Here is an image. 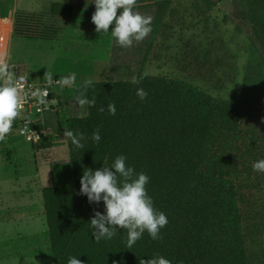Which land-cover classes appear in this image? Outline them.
Here are the masks:
<instances>
[{"label": "trees", "instance_id": "1", "mask_svg": "<svg viewBox=\"0 0 264 264\" xmlns=\"http://www.w3.org/2000/svg\"><path fill=\"white\" fill-rule=\"evenodd\" d=\"M72 10L56 3L51 14L68 18ZM41 27L38 20L13 22V32L28 39L40 36ZM133 79L110 76L92 82L85 92L89 99L95 97V105L87 107L86 116L68 119L67 130L85 138L80 148L67 139L73 183L43 191L53 264H67L70 256L83 264H139L157 255L172 264H245L233 183L198 172L215 100L184 82L139 72ZM138 87L148 93L143 101L135 94ZM109 103L116 106L115 115L108 113ZM18 121L16 117L12 129ZM94 130L101 135L99 142L91 140ZM118 155L149 177L147 193L168 220L159 239L145 232L130 248L123 229L111 239L94 240L89 221L103 212V203H89L79 194L84 169L108 166Z\"/></svg>", "mask_w": 264, "mask_h": 264}, {"label": "rangeland", "instance_id": "2", "mask_svg": "<svg viewBox=\"0 0 264 264\" xmlns=\"http://www.w3.org/2000/svg\"><path fill=\"white\" fill-rule=\"evenodd\" d=\"M223 1L157 0L134 9L152 17V31L130 47L118 46L113 38L110 76L116 81L130 80L144 70L149 76L187 83L215 100L198 172L233 183L245 264H264V172L252 169L253 162L264 159V0H230L229 10L221 6ZM54 2L67 1L18 0L15 7L14 0H0V17L13 16V22L38 20L42 23L38 37H47L65 23L48 17ZM67 4L85 8L75 0ZM89 38L97 40L95 54L103 55L100 42L104 36ZM30 43V39L12 32L8 43L11 62L24 51L34 54ZM3 76L0 71V83ZM58 84L69 86L61 81ZM70 92L73 101L52 106L55 112L68 109L63 111L69 113L68 118L58 125L66 145L63 133L68 119L84 117L76 98L86 96L84 87ZM40 123L31 126L41 130ZM3 156L1 150L0 158ZM55 171L58 186L73 183L70 160L68 170L60 165ZM26 263L51 264L43 260Z\"/></svg>", "mask_w": 264, "mask_h": 264}, {"label": "crops", "instance_id": "3", "mask_svg": "<svg viewBox=\"0 0 264 264\" xmlns=\"http://www.w3.org/2000/svg\"><path fill=\"white\" fill-rule=\"evenodd\" d=\"M17 1L14 0L15 7ZM65 1L69 3L73 0ZM75 1L85 8L80 10L76 4L58 3L72 6V14L68 18L52 15L51 7L56 3L50 4L48 17L65 20V23L55 34L30 39V44L35 47L34 54L24 51L19 57L15 55L17 61L11 62L7 46L5 62L0 63V71L4 72L2 82L5 79L12 82L22 74L31 81L53 77L64 82L61 78L74 73L75 79L69 86L57 84L49 88L55 103L65 104L74 100L70 92L72 89L79 90L81 87L82 90L83 80L103 82L110 77L113 37L110 32L99 34L94 30L95 26L92 28L94 4L88 3V0ZM156 1L136 0L135 7ZM7 18L13 21V16ZM88 35L104 36L100 42L103 55L95 54L97 40L90 39ZM140 74L147 75L144 70ZM64 110L43 115L40 123L43 137L39 143H31L20 135L19 121L16 128H11L6 134V139L0 140V153L4 151V156L0 158V264H27V260H43L52 264L43 191L58 186L54 179L58 166L69 168L68 146L58 127L69 116L68 112L63 113Z\"/></svg>", "mask_w": 264, "mask_h": 264}, {"label": "clouds", "instance_id": "4", "mask_svg": "<svg viewBox=\"0 0 264 264\" xmlns=\"http://www.w3.org/2000/svg\"><path fill=\"white\" fill-rule=\"evenodd\" d=\"M94 4L91 23L97 33H109L120 47H130L133 42H140L152 31V17L141 15L134 11L136 0H88ZM87 3V5H88ZM112 25L111 31L109 26ZM75 74L61 78L71 83ZM133 83H137L133 79ZM92 80L85 79L82 86L87 89ZM136 96L144 100L148 93L143 88L136 89ZM96 103L95 97L89 99L80 95L76 104L82 109L81 115H87V107ZM21 101L17 86L5 79L0 83V140L6 139L14 119L19 114ZM110 115H115L116 106L107 105ZM98 111L103 112L101 107ZM64 137L70 140L76 148L83 146L84 134L72 130H64ZM93 142H99L101 135L98 130L91 134ZM253 171L264 172V159L252 164ZM149 177L143 172H136L126 164L124 155L116 156L110 165L96 170L85 168L80 178L79 194L85 196L89 203H103V212H95L90 219L91 235L94 240L111 239L118 229L126 230L127 247H131L142 234L147 232L153 240L159 239L160 230L168 223L166 215L153 206L152 198L148 195L146 185ZM67 264H83L78 257L70 256ZM139 264H172V261L162 255L150 257L146 261L141 259Z\"/></svg>", "mask_w": 264, "mask_h": 264}, {"label": "built area", "instance_id": "5", "mask_svg": "<svg viewBox=\"0 0 264 264\" xmlns=\"http://www.w3.org/2000/svg\"><path fill=\"white\" fill-rule=\"evenodd\" d=\"M13 30V21L7 17H0V63L5 62L10 34ZM18 89L21 101L19 114V133L27 141L37 143L41 139L42 131L31 125L41 121L43 115L52 112L55 101L50 95V86L57 85L59 80L45 77L40 81H31L26 75H17L12 81ZM22 123V124H20Z\"/></svg>", "mask_w": 264, "mask_h": 264}, {"label": "water", "instance_id": "6", "mask_svg": "<svg viewBox=\"0 0 264 264\" xmlns=\"http://www.w3.org/2000/svg\"><path fill=\"white\" fill-rule=\"evenodd\" d=\"M221 6L225 9H230L231 5H230V0H224L222 3H221Z\"/></svg>", "mask_w": 264, "mask_h": 264}]
</instances>
